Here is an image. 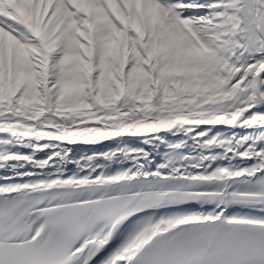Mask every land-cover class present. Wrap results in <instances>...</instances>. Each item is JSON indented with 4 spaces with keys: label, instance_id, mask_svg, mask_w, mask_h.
<instances>
[{
    "label": "snow or ice",
    "instance_id": "1",
    "mask_svg": "<svg viewBox=\"0 0 264 264\" xmlns=\"http://www.w3.org/2000/svg\"><path fill=\"white\" fill-rule=\"evenodd\" d=\"M0 264H264V0H0Z\"/></svg>",
    "mask_w": 264,
    "mask_h": 264
},
{
    "label": "bare ground",
    "instance_id": "2",
    "mask_svg": "<svg viewBox=\"0 0 264 264\" xmlns=\"http://www.w3.org/2000/svg\"><path fill=\"white\" fill-rule=\"evenodd\" d=\"M107 143H111V141H109ZM73 147H75V148H81V149H85V150L87 148V146L82 145V144H77V145H74ZM96 147H98V148H104L105 147V144H99V145H96Z\"/></svg>",
    "mask_w": 264,
    "mask_h": 264
}]
</instances>
